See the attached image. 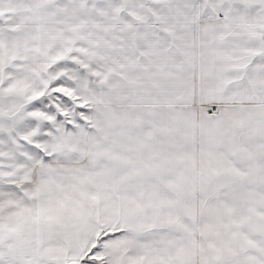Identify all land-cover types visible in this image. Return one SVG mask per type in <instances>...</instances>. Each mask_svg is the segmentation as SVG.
<instances>
[{"label": "snow or ice", "instance_id": "snow-or-ice-1", "mask_svg": "<svg viewBox=\"0 0 264 264\" xmlns=\"http://www.w3.org/2000/svg\"><path fill=\"white\" fill-rule=\"evenodd\" d=\"M0 264H264V0H0Z\"/></svg>", "mask_w": 264, "mask_h": 264}]
</instances>
